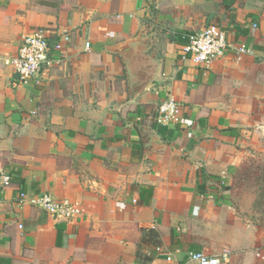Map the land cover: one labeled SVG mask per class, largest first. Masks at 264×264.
<instances>
[{
    "label": "crops",
    "instance_id": "crops-1",
    "mask_svg": "<svg viewBox=\"0 0 264 264\" xmlns=\"http://www.w3.org/2000/svg\"><path fill=\"white\" fill-rule=\"evenodd\" d=\"M209 25L251 54L195 66L182 42ZM33 29L54 61L23 86L5 59ZM168 95L191 125L161 136ZM261 168L264 0H0V264H183L190 252L264 264L247 192ZM20 193L80 214L53 218Z\"/></svg>",
    "mask_w": 264,
    "mask_h": 264
},
{
    "label": "built area",
    "instance_id": "built-area-1",
    "mask_svg": "<svg viewBox=\"0 0 264 264\" xmlns=\"http://www.w3.org/2000/svg\"><path fill=\"white\" fill-rule=\"evenodd\" d=\"M187 38L188 43L182 47L181 52L195 66H204L219 60L231 50L235 52V56L251 54V50L245 45L234 41L229 32L216 25L201 27L189 34ZM53 61L47 33L43 29H33L21 38L16 53L5 59V65L11 67L18 84L26 86L30 82L40 84V75L52 66ZM155 123L159 126L191 125L190 121L182 117L181 106L171 95H168L159 104ZM9 184V175L2 174L0 176V192ZM18 198L56 219L70 221L80 214V210L75 204L66 199H57L51 194L45 193L29 197L20 193ZM228 255V252H224L223 257L219 258L202 252H190L183 264H226Z\"/></svg>",
    "mask_w": 264,
    "mask_h": 264
},
{
    "label": "trees",
    "instance_id": "trees-1",
    "mask_svg": "<svg viewBox=\"0 0 264 264\" xmlns=\"http://www.w3.org/2000/svg\"><path fill=\"white\" fill-rule=\"evenodd\" d=\"M187 39V40H186ZM184 39V42H182L184 45H186L188 43V38ZM54 45H52L50 43V47H51V51H53V47ZM157 132L160 133L161 136H164V128L162 126H157ZM255 176L252 177L254 179V181H256L257 185H258V194H257V201L254 203V210H257L260 214V220H259V225L260 226H264V168L259 169L258 171H256ZM10 177V176H9ZM250 177V176H249ZM245 178V176H244ZM11 179V178H10ZM199 190V189H198ZM198 193H200L198 191ZM142 238L148 243V244H152L153 246H157L159 244L158 242V234L153 231V230H142ZM141 247H138L137 252H136V258L141 259L142 255L140 252ZM148 260V258H143V262Z\"/></svg>",
    "mask_w": 264,
    "mask_h": 264
},
{
    "label": "rangeland",
    "instance_id": "rangeland-1",
    "mask_svg": "<svg viewBox=\"0 0 264 264\" xmlns=\"http://www.w3.org/2000/svg\"><path fill=\"white\" fill-rule=\"evenodd\" d=\"M247 177H249V176H247ZM247 177H245V179L247 178ZM249 180H250V182L253 180V178H251V176H250V178H249ZM248 186V188H247V192L249 193V194H251V195H256V191H258V186H256V185H247ZM258 194V193H257Z\"/></svg>",
    "mask_w": 264,
    "mask_h": 264
}]
</instances>
